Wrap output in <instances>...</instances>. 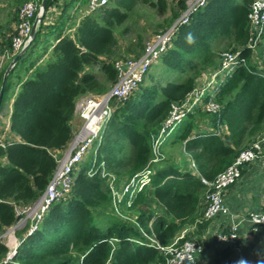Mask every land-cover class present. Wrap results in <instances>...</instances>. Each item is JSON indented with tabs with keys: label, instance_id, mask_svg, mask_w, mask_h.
Instances as JSON below:
<instances>
[{
	"label": "trees",
	"instance_id": "16d2710c",
	"mask_svg": "<svg viewBox=\"0 0 264 264\" xmlns=\"http://www.w3.org/2000/svg\"><path fill=\"white\" fill-rule=\"evenodd\" d=\"M76 1L60 5L59 0H46L34 38L6 74L0 108L9 91L18 87L8 123L17 139L0 143V234L17 219L14 205L30 204L44 191L56 167L52 152L64 149L72 138L77 99L108 91L116 80L115 61L126 54L138 57L144 48L138 35L136 40L119 42L130 31L124 24L136 0H109L75 22ZM251 1L209 0L179 27L159 57L175 79L144 85L143 78L125 101L115 102L100 139L74 168L69 194L49 207L34 231L20 236L7 261L8 248L0 242V264H165L159 247L170 245L189 224L198 232L207 227V221H198L208 188L202 180L212 181L264 129V50L261 63L255 64L245 47ZM142 2L150 7L156 4ZM185 2L181 0L182 7ZM157 5L165 11L164 0ZM52 7L60 10L48 22ZM11 38L3 42L2 54L12 53ZM221 41L229 50L241 49L247 63L238 66L213 96L220 105L217 112L198 105L178 123L179 133L171 141L182 143L195 172L164 158L163 150L152 161V142L171 103L182 101L198 75L216 65L213 46ZM5 69L0 70V84ZM198 119L207 120L211 129L197 130ZM222 125L226 132L218 134ZM166 143L164 139L161 146ZM145 168L150 170L149 183L130 206L124 201L120 207L134 209L150 199L159 205L160 213L143 210L134 220H124L123 213L113 209L101 172L124 183Z\"/></svg>",
	"mask_w": 264,
	"mask_h": 264
},
{
	"label": "built area",
	"instance_id": "2783aa9c",
	"mask_svg": "<svg viewBox=\"0 0 264 264\" xmlns=\"http://www.w3.org/2000/svg\"><path fill=\"white\" fill-rule=\"evenodd\" d=\"M65 1L68 0H59V4L62 5ZM108 1L86 0V12L104 6ZM208 1L187 0L185 13L174 20L166 30L150 38L144 44L143 51L138 57L120 58L115 61L116 80L108 91L99 95H88V97L76 101L75 110L78 107L79 115L83 120L81 128L73 133L62 157H55L56 167L42 194L30 204L14 205L17 219L6 231L10 234L9 240L4 243L0 240L8 248L4 261L12 257L19 244L18 241L12 246L11 236L21 229L25 230V234L34 231L49 207L69 194L73 183L74 168L83 159L93 142L100 139L101 130L114 110L111 102L121 103L129 97L142 82L151 64L166 51L179 27L189 23L191 16L204 7ZM40 2L41 0H28L19 7L15 33L11 38L12 53L5 52L8 57L17 54L31 41L33 22L41 12ZM39 22L37 21V25ZM247 29L248 39L245 47L251 50L252 62L259 64L262 59L260 52L264 50V0H252L249 4ZM246 63L247 59L241 55V49L221 52L216 65L207 69L204 76H199L195 80L193 89L186 97L182 101L171 103L168 115L152 142L154 153L152 161L158 160L159 140L164 139L167 133L176 124L184 120L196 106L202 105L205 111L211 113L219 110L220 105L212 100L213 96L234 70L240 65H246ZM216 132L219 134V130ZM263 156L264 137L259 135L242 148L232 163L219 172L212 181L202 180L208 188L204 197L202 214L198 218L199 222L217 217L226 218L229 215V209L223 202L224 192L239 180L241 171L245 166ZM149 174L150 170L145 168L118 187L116 176L102 170L101 176L107 179L112 206L116 214H120L122 202L125 201L126 206L131 205L135 194L149 183ZM247 221L252 232H256L261 226H264V206L260 210L249 212ZM238 226V222L232 223L228 230L217 232L214 235L217 243L224 245L231 251V257L226 264H248L242 256V249L238 243ZM184 237L185 231L178 235L170 245L158 246L165 256V264H193L200 245L198 240L192 237L184 239ZM179 239L182 241L179 242Z\"/></svg>",
	"mask_w": 264,
	"mask_h": 264
},
{
	"label": "rangeland",
	"instance_id": "374dc122",
	"mask_svg": "<svg viewBox=\"0 0 264 264\" xmlns=\"http://www.w3.org/2000/svg\"><path fill=\"white\" fill-rule=\"evenodd\" d=\"M26 1L28 0H0V48L3 47L2 46L3 42L5 40L9 41V38H11V36H13V34L15 33V28H16L17 20H18L19 7ZM152 1L156 3L154 7H150L147 3H143L142 0H136L133 8L131 9V11H129V19L124 24V26L126 25L130 27V31L127 33L125 37H119V40L121 43L136 40L137 35H138L139 37L142 38L143 44H145L154 35L158 34L161 31L166 30V28H168L173 23L174 20L178 19L183 13H185V10L187 7V0L185 2L184 7L181 6V0H164L166 3L165 5L166 9L165 11H162L157 5L158 0H152ZM86 11H87L86 2H84L81 4L79 9H77L75 13L73 14V21L75 20V22H77L78 17L81 16V14L86 13ZM168 47H170V45ZM227 47L228 46L227 44H225V41H221V43H218L213 46V50L217 54L215 57V61H218V57L221 52L229 50V48ZM123 57L132 58L133 56L130 54H126ZM10 62H11L10 56L8 57L7 55L2 54L0 52V70L3 68H7ZM206 71L207 70L202 71L198 75V77L202 75L204 76ZM151 76H153V78ZM175 77L176 76L172 72L165 71V68L161 66L160 60L158 58L151 64L148 72L146 73L144 77L142 84L144 85L151 84L153 81L154 82L157 81L162 84V83H165V81L169 79H175ZM10 94L11 93L9 92V94H7V96L4 97V100L0 108V143H4L5 140H11L8 137L9 133L8 135L4 134L8 126V124L5 122V116L7 113L6 107H7L8 102L4 103V101L7 100L8 96L10 97ZM114 104H115V101H112L111 105L113 109H114ZM201 117H204V116L201 115ZM203 124L204 123L202 122V120L198 119V125L200 126V130H202L203 126H206ZM179 129H180V126L177 124L172 128V130H170L167 133L165 140L169 142H167L164 146H161L162 143L164 142V139L162 140L160 139L158 143V150L159 151L163 150L164 158L166 159L169 158L171 160L176 161L179 166L187 167L189 162L186 160L187 157H184L182 143L175 144L171 141L179 133ZM260 133L261 132H259V134ZM259 134L255 135L256 137L253 136L255 137L254 139L259 137ZM260 136L264 137V129L262 130V133ZM88 153L89 152L87 151L86 154H84L83 159L88 155ZM116 184L118 187H120L123 184V181L119 180V182H116ZM125 207H120V212L123 213V216H124L123 218L124 220H127V221L134 220L138 212L143 211V210L160 213L159 205L150 199L145 200L144 203L139 204L134 209L127 210L125 209ZM21 230H17L15 232V235L11 236L10 241L12 242V246L14 245V243H17L18 241H20V235H21L20 231ZM6 231H8V228L0 234V240L3 241V243L8 242L9 240L10 234ZM183 231L184 230H182L179 233V235ZM191 237L194 238V236H191Z\"/></svg>",
	"mask_w": 264,
	"mask_h": 264
},
{
	"label": "crops",
	"instance_id": "0c3cea01",
	"mask_svg": "<svg viewBox=\"0 0 264 264\" xmlns=\"http://www.w3.org/2000/svg\"><path fill=\"white\" fill-rule=\"evenodd\" d=\"M80 6L81 4L78 3L77 0L73 8H79ZM59 10L60 8L56 7L50 8L48 11V17L46 18L47 21L51 22V20L55 19ZM71 30L67 29L65 32L71 33ZM17 89L18 87L11 89L9 91L11 93L10 97L8 96L7 100L4 101V103L8 102L6 107L7 113L5 116V122L7 124L9 123L11 103ZM84 97H88V95L79 97L77 101ZM82 122L83 120L79 115V109L76 107L71 122L73 133L77 132L81 128ZM203 123V125L208 126L207 120H204ZM206 126H203V128L209 130L211 129ZM198 129H200V126L197 130ZM218 130L219 134L226 132V128L223 125L220 126ZM8 133V137L10 139H17L16 135L9 132L7 126V130L4 134L8 135ZM66 147L62 150H54L52 152L53 155L56 158H61ZM184 157H187L186 160L189 162L187 168L194 173V165L190 160L189 154L184 152ZM223 202L229 209V215L226 218L217 217L208 220L207 227L199 232L196 230L194 224H189L183 229L185 231V235L194 236L200 245L199 250L194 257L193 264H226L228 259L231 257V251L224 245L217 243L214 235L217 232L228 230L230 225L235 222L239 223L238 243L241 246L244 260L248 264H264V226H261L258 231L252 232L250 224L247 221V215L249 212L260 210L264 206V156L242 169L239 180L224 192ZM24 234V232H21L20 236L22 237Z\"/></svg>",
	"mask_w": 264,
	"mask_h": 264
},
{
	"label": "water",
	"instance_id": "95a60500",
	"mask_svg": "<svg viewBox=\"0 0 264 264\" xmlns=\"http://www.w3.org/2000/svg\"><path fill=\"white\" fill-rule=\"evenodd\" d=\"M41 12H40V15L37 16L33 22V25H32V31H31V41L32 39L34 38V35H35V31H36V27H37V21H40L42 16H43V13H44V9H45V5H46V0H41ZM31 41L29 42V44L31 43ZM29 44L23 48L22 50H20L11 60V62L9 63L8 67L5 69V72H4V75H3V78H2V81H1V84H0V99L3 95V88H4V85H5V78H6V74L7 72L14 66V64L18 61L19 57L25 52V50L27 49V47L29 46Z\"/></svg>",
	"mask_w": 264,
	"mask_h": 264
},
{
	"label": "clouds",
	"instance_id": "9594fccd",
	"mask_svg": "<svg viewBox=\"0 0 264 264\" xmlns=\"http://www.w3.org/2000/svg\"><path fill=\"white\" fill-rule=\"evenodd\" d=\"M192 37H191V34H189V36H188V40H189V42H192Z\"/></svg>",
	"mask_w": 264,
	"mask_h": 264
}]
</instances>
